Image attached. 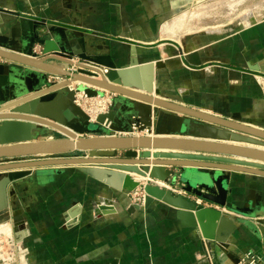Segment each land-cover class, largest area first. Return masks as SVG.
Returning a JSON list of instances; mask_svg holds the SVG:
<instances>
[{
  "label": "crops",
  "instance_id": "1",
  "mask_svg": "<svg viewBox=\"0 0 264 264\" xmlns=\"http://www.w3.org/2000/svg\"><path fill=\"white\" fill-rule=\"evenodd\" d=\"M160 1L173 9L182 7H173L174 0H0V8L11 12L2 15L0 47L22 53L37 43L46 22L49 39L66 54L85 62L100 60L113 68L128 65L133 57L142 63L162 60L166 65L162 85L170 78L178 82L163 91L174 102L264 129V100L252 79L253 74H264V21L204 51L187 54L164 38L163 24L170 17L168 9L157 5ZM49 76L0 60V108L45 90ZM18 108L85 137L112 135L88 126L65 89ZM152 110L117 96L111 114L113 134H127L133 117H148ZM204 129L202 123L172 114H161L159 120L160 132L183 137L199 138ZM56 135L39 125L0 121V146L56 140ZM181 171L187 187L219 181L226 191V208L204 200L231 220L218 237L221 250L214 243L210 251L198 225L161 201L139 210L131 194L115 192V202L86 166L26 172L7 186L5 212L18 216L16 236L26 249L27 264H238L248 252L264 260V231L259 224L264 220V177L198 168ZM98 198L116 213L98 212Z\"/></svg>",
  "mask_w": 264,
  "mask_h": 264
},
{
  "label": "water",
  "instance_id": "2",
  "mask_svg": "<svg viewBox=\"0 0 264 264\" xmlns=\"http://www.w3.org/2000/svg\"><path fill=\"white\" fill-rule=\"evenodd\" d=\"M11 12L0 8V25L2 15ZM37 35V43L43 53L51 56L36 59L31 46L22 53H15L0 47V58L15 64L45 72L47 75H60L90 87L106 91L120 97L132 99L154 108L148 117L135 116L131 120L128 133L132 132L134 121L143 127L154 130V137H131L114 135L113 124L107 129L106 120L113 122L112 110L107 116H101L97 124H91L88 117L74 103V93L69 94L74 106L79 110L88 126L101 127L112 135L85 137L71 128L52 119L32 113H24L18 107L40 99L53 92L69 89L70 82L50 87L45 90L10 103L0 108V121H18L49 128L64 138L39 142L18 143L0 146V213L7 209L6 188L14 180L19 179L27 171L48 167L86 166L94 179L103 183L113 192L130 193L138 189L145 191L144 206L135 205L139 210L148 209L155 200L161 201L178 210L198 225L202 237L209 242V250L215 243L218 250L223 244L218 238L225 231L231 220L220 210L227 207V193L219 181L197 188L187 187L185 168L214 170L217 172L243 173L264 177V129L254 125L241 123L216 114L196 110L170 101L162 96H155L161 90L158 70L161 64L142 63L137 57L124 67L113 68L93 60L96 64L109 67L107 79H97L91 73L71 74L62 64L71 62L62 59L66 52L49 37L51 31L46 22ZM1 46V44H0ZM73 55L74 54H69ZM255 70V69H254ZM138 76L137 80L132 78ZM161 114H172L202 123L205 126L199 138L177 133L159 131ZM255 147L262 148H253ZM74 152L99 153L97 157L72 156ZM132 175L138 176L136 180ZM153 179L167 184H174L177 179L186 183V192L197 198L209 201L219 208L203 207L188 198L175 195L169 190L151 184H141L139 179ZM98 212L102 215L115 214L113 206H106L98 201ZM6 221V220H5ZM1 222V221H0ZM2 224V223H0ZM228 224V225H227ZM264 231V220H259Z\"/></svg>",
  "mask_w": 264,
  "mask_h": 264
},
{
  "label": "rangeland",
  "instance_id": "3",
  "mask_svg": "<svg viewBox=\"0 0 264 264\" xmlns=\"http://www.w3.org/2000/svg\"><path fill=\"white\" fill-rule=\"evenodd\" d=\"M174 1L175 2H173L172 6L173 7L182 6L181 7L182 10L180 8L181 11L169 7V4L167 2L160 1L159 3H157L158 6H161L164 9H168L166 13L167 14L169 13L170 18H168L163 25L172 26L176 23L175 21L179 17L183 16L182 24L180 27H178L179 29L176 28L175 29L176 31L174 32V34H172V36H168L164 34V38L179 44L183 49V53H187V54L195 53L199 50L204 51L207 47H209L213 43L215 44L218 43L219 41L227 40L229 38H233L237 35H240L243 32L255 27L257 24H259V22L264 21V0H174ZM175 10L179 12L176 13ZM178 32L181 34L179 35ZM177 47L179 48V46ZM69 56L79 59L78 57L73 55H69ZM145 63H150V62H145ZM152 63L161 64V67L158 70L159 72H161L162 69L166 67L165 63L162 62V60L161 62L155 61ZM259 76L264 78V74L258 73V74H253L252 79L254 80V83L259 90V94L261 98L264 100V84H261L257 81V78ZM161 79L162 80L164 79L163 75H161L160 77V83H161L160 91H162L163 97L174 102V100L169 98V96L167 97L163 91H165L164 88L168 84L173 85L178 82L176 81L175 78H170V80L167 81V84L162 85ZM68 90L70 89H67V91ZM157 92L160 93L159 91ZM237 97L240 96L237 95ZM203 111L209 112L208 110H203ZM210 113L214 114L213 112ZM175 116H179V115H175ZM55 138L61 139L64 137L57 133ZM99 155H100L99 153H89V152L88 153L79 152L78 154L77 152H74L72 154V156H79V157H94ZM0 162H5V161H0ZM36 170L39 171V169ZM3 178L4 175L0 177V181ZM144 180L143 182L140 183L145 185L149 184L147 183L149 178ZM170 185L177 186L179 189H183V187L184 189L186 188V184L183 181H180L179 183L175 182L174 184H170ZM136 191L137 190L130 192L129 194L131 195L135 194ZM114 193L115 192H113V199L115 200V202L118 203ZM130 200H131V196H130ZM98 201L99 198L96 200V203ZM0 221H1L0 223H2L0 224V226L7 225L9 226V230L11 229L9 232L11 233L10 236H8L9 235L8 232L0 233L1 234L0 251L2 252V253L0 252L1 255L0 264H27V260L25 259L26 249L24 248L23 244L19 242L16 236V232L18 231V224L20 223V221L18 220V216L12 213L8 215L4 211L3 213H0ZM6 222H8V224H5ZM10 238L13 239V242H11Z\"/></svg>",
  "mask_w": 264,
  "mask_h": 264
},
{
  "label": "built area",
  "instance_id": "4",
  "mask_svg": "<svg viewBox=\"0 0 264 264\" xmlns=\"http://www.w3.org/2000/svg\"><path fill=\"white\" fill-rule=\"evenodd\" d=\"M33 54L35 55L36 59H44L48 58L51 55L43 53V48L39 45H36L33 49ZM62 59L71 62V64H62L65 69L71 73V74H84L85 72H89L92 74L93 77L97 79H107V76L110 72V69L104 66H101L99 64L93 63V62H84L80 61L77 58H73L69 56L68 54H65V56L61 57ZM0 60H2L0 58ZM70 82L68 85V88L74 93V103L75 105L81 109V111L88 117L89 122L91 124H97L98 119L101 116H107L112 110L113 101L116 98L115 94L102 91L99 89H96L94 87H90L86 84L75 82L71 83V79H68L66 77L60 76V75H50L48 77V84L50 87L61 85L66 82ZM257 81L261 84H264V78L259 76L257 78ZM77 84V85H76ZM96 103L100 110L96 112L95 115H92L89 111H87L85 108H83V104L85 103ZM113 122L110 120H106V124L104 125L107 129H109L112 126ZM116 136H131V137H154V130L149 129L147 127H143L141 123L134 121L132 125V132L127 134H115ZM180 180L177 179L176 183H179ZM147 183L159 186L163 189L169 190L175 195L182 196L184 198L191 199L193 195L186 192L184 189H179L177 186H172L170 184L160 182L157 180L149 179ZM131 201L134 205L144 206L145 203V191L143 189H138L135 194L130 195ZM198 205H201L203 207H207V203L204 202L201 198H198L195 201ZM5 224H8L6 222ZM11 239V238H10ZM11 242H13V239H11ZM213 255L208 254V257L211 258ZM238 264H264V260L259 257L257 254L253 252L246 253L239 261Z\"/></svg>",
  "mask_w": 264,
  "mask_h": 264
},
{
  "label": "bare ground",
  "instance_id": "5",
  "mask_svg": "<svg viewBox=\"0 0 264 264\" xmlns=\"http://www.w3.org/2000/svg\"><path fill=\"white\" fill-rule=\"evenodd\" d=\"M179 3V2H178ZM178 7V6H177ZM249 15V14H248ZM183 17V16H182ZM182 17H179L175 22V24L174 25H172V26H167V27H165V29H164V33L166 34V35H168V36H172V34H174V32L176 31L175 29L176 28H178V27H180L181 26V24H182V20H183V18ZM188 23V22H187ZM179 29V28H178ZM182 32V31H181ZM179 33V32H178ZM189 33V32H188ZM176 36V35H175ZM174 38V37H173ZM132 78H135V79H137V80H139L140 78L138 77V76H134V77H132ZM71 83H75V82H71ZM77 85V84H76ZM160 92V94L162 95V97H163V93H162V91H159ZM155 96H157V97H160V95L159 94H157V93H155ZM83 108H85L87 111H89L92 115H95L96 114V112L98 111V109L100 110L101 108H99L98 106H97V104L96 103H90V104H88L87 102L85 103V104H83ZM251 147H253V148H262V147H255V146H253V145H251ZM105 204V203H104ZM11 230V229H10ZM10 230H9V226H7V225H1L0 226V233H6V232H10ZM10 234L11 233H9V235L8 236H10ZM1 235V234H0ZM5 236V235H4ZM1 252V251H0ZM2 253V252H1ZM1 256V255H0ZM3 258V257H2Z\"/></svg>",
  "mask_w": 264,
  "mask_h": 264
},
{
  "label": "trees",
  "instance_id": "6",
  "mask_svg": "<svg viewBox=\"0 0 264 264\" xmlns=\"http://www.w3.org/2000/svg\"><path fill=\"white\" fill-rule=\"evenodd\" d=\"M79 152H77V154H78Z\"/></svg>",
  "mask_w": 264,
  "mask_h": 264
}]
</instances>
